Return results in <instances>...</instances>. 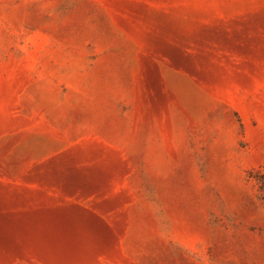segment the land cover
Returning <instances> with one entry per match:
<instances>
[{"label":"rangeland","instance_id":"1","mask_svg":"<svg viewBox=\"0 0 264 264\" xmlns=\"http://www.w3.org/2000/svg\"><path fill=\"white\" fill-rule=\"evenodd\" d=\"M0 264H264V0H0Z\"/></svg>","mask_w":264,"mask_h":264}]
</instances>
